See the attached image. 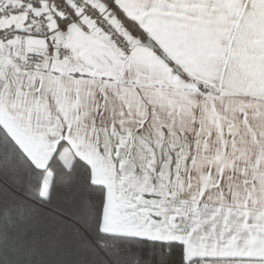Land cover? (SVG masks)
Masks as SVG:
<instances>
[{
	"label": "snow or ice",
	"instance_id": "snow-or-ice-1",
	"mask_svg": "<svg viewBox=\"0 0 264 264\" xmlns=\"http://www.w3.org/2000/svg\"><path fill=\"white\" fill-rule=\"evenodd\" d=\"M0 264H264V0H0Z\"/></svg>",
	"mask_w": 264,
	"mask_h": 264
}]
</instances>
